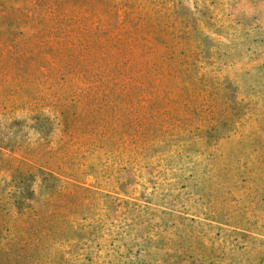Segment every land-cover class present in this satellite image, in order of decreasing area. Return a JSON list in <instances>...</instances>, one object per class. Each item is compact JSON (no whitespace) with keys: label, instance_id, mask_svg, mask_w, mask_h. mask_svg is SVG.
Instances as JSON below:
<instances>
[{"label":"rangeland","instance_id":"obj_1","mask_svg":"<svg viewBox=\"0 0 264 264\" xmlns=\"http://www.w3.org/2000/svg\"><path fill=\"white\" fill-rule=\"evenodd\" d=\"M1 264H264V0H0Z\"/></svg>","mask_w":264,"mask_h":264},{"label":"trees","instance_id":"obj_2","mask_svg":"<svg viewBox=\"0 0 264 264\" xmlns=\"http://www.w3.org/2000/svg\"><path fill=\"white\" fill-rule=\"evenodd\" d=\"M0 264H1V261H0Z\"/></svg>","mask_w":264,"mask_h":264}]
</instances>
